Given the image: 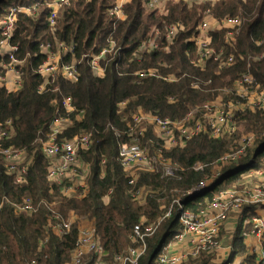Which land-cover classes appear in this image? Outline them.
I'll return each mask as SVG.
<instances>
[{
    "label": "trees",
    "instance_id": "trees-1",
    "mask_svg": "<svg viewBox=\"0 0 264 264\" xmlns=\"http://www.w3.org/2000/svg\"><path fill=\"white\" fill-rule=\"evenodd\" d=\"M49 1L0 0V19L12 7L39 6L35 16H19L10 41L19 46L15 57L24 61L22 87L16 92L0 88V123L11 121L13 126V135L1 141L0 146L25 150L29 160L24 185L15 184L5 174L0 160V202L21 203L27 197L36 211L31 216L17 215L8 202L4 203L0 212V264L33 261L66 264L70 261L78 237L76 225L62 237L45 228L49 205L60 197L61 190L47 181V160L41 154L40 140H45L57 118L71 122L59 138L89 134L92 141L90 148L79 154L80 159L90 165L86 180L88 192L81 199L60 200L61 210L75 211L91 221L107 254V262L134 246L130 240L133 227L144 220L143 226L152 225L155 229L146 239L145 253L137 264H154L162 246L174 240V235L180 231L178 218L183 211L198 212L211 202L216 192L239 187L248 171L264 168V108L236 114V129L231 135L241 127L255 138L234 161L218 162L228 152L226 139L231 135L220 139L199 135L182 148L163 151V158L171 163V175H165L163 168L139 173L133 187L128 185L117 160L119 144L129 141L124 134L118 138L115 132L124 133L131 123V114L138 110L162 119H181L193 108L214 99L217 94L211 90L228 88L245 73L250 72L264 86V57L248 72L245 62L249 54L259 57L264 53V0H220L215 4L192 5L167 1L164 14L148 11L146 0H130L122 21L107 16L113 0H72L58 12L53 28L47 21L50 11L45 4ZM206 11L216 20L226 17L241 20L234 46L225 47L224 57L234 56V64L230 66L220 67L213 61H207L203 67L195 65L198 56L190 39ZM177 23L182 24L184 30L169 52L161 49L144 55L135 53L152 31L161 33L166 26ZM223 35V32L214 34L212 43L216 48H220L217 44L221 41L224 45ZM110 40L120 52L109 58L104 77L96 78L84 56L98 52ZM56 41L73 44V56L65 57L64 61L80 62L79 78L70 83L56 77L40 91L43 79L36 71L44 57L39 53V44ZM179 41L182 42L179 44ZM150 68L157 69L161 75H173L177 81L137 78V71ZM193 85L199 89H194ZM66 97L72 100V112L62 107ZM123 103L125 107L120 110ZM149 131L141 141L142 146L149 140L155 141ZM197 165H201L198 170ZM135 189H145L148 194L134 201L131 192ZM202 189L204 192L198 194ZM171 205L169 217L164 218ZM245 213L240 219H245ZM245 233L240 223L228 263L238 254L247 253L243 244ZM214 254L202 253L182 264H212ZM241 264L258 263L254 255L247 253Z\"/></svg>",
    "mask_w": 264,
    "mask_h": 264
},
{
    "label": "built area",
    "instance_id": "built-area-1",
    "mask_svg": "<svg viewBox=\"0 0 264 264\" xmlns=\"http://www.w3.org/2000/svg\"><path fill=\"white\" fill-rule=\"evenodd\" d=\"M71 1L51 0L45 4L50 11L47 21L51 28L55 26L58 12L62 8L68 7ZM129 2L130 0H113V5L108 10L107 16L117 21L124 20L125 7ZM159 2L161 0H146L145 7L155 9ZM38 9L37 4L32 7L15 6L0 19V88L6 89L7 86H10L9 90L6 89L9 92H16L22 87L21 69L24 61L15 57L19 46L10 42L17 20L19 16H35ZM205 16H208V19L200 22L196 33L190 39L198 56L195 65L203 67L207 61L217 62L220 67L234 64L233 55L230 54L225 58L223 50L214 48L210 31L213 26L215 30H224L225 45L232 46L241 28V20L238 17L211 20L209 12ZM183 30V25L179 23L166 26L163 34L154 30L146 40L139 44L135 53L144 55L161 49L169 52L170 46ZM119 52L115 42L110 40L107 46L98 52L84 56V60L93 76L103 78L109 58ZM39 53L44 57V61L36 71L43 79L40 91L56 77H61L70 83L78 81L80 62L76 60L64 61L65 57L73 56V44L57 41L54 44L41 43L39 44ZM5 58L8 59L7 62ZM136 76L137 78L162 80L167 83L177 81L175 76L161 75L157 69L153 68L137 71ZM233 86L236 95L246 100L245 106H233L231 103L227 106H218L207 103L201 110L195 107L178 120L162 119L141 110L131 115V123L124 133L115 132L118 138L124 134L129 141L119 144L117 157L128 185L133 187L138 174L150 170L154 160L163 166L165 175H171V163L165 160L162 155L164 150L182 148L189 140L199 135L216 139L227 137L236 129L235 120L238 112L245 109L254 111L264 108V86L257 82L250 73L239 77ZM193 88L199 89V86L193 85ZM170 101L173 100L170 99ZM62 107L66 112L74 111L71 98H64ZM68 122L70 121L66 118H57L52 122L49 134L45 140H40L41 154L47 160V181L58 186L63 194L81 199L88 192L85 178H88L90 174V165L84 163L79 154L88 150L92 141L89 134L75 136L72 139L59 138L67 128ZM147 127L156 134L155 141L149 140V144L154 150L153 153L141 146V140L146 136ZM12 135V122L0 123V142L9 140ZM250 145H246L245 148ZM245 148L239 152L225 154L218 162L234 161ZM0 160L3 163L5 174L10 176L15 184L24 185L27 183L29 160L25 150L0 146ZM200 168L201 165L196 166V170ZM251 174L257 178L256 181L216 192L211 202L196 213L183 211L178 218L180 231L174 235L173 243L186 242L189 247L188 251L169 254L164 245L154 264H182L189 259L199 257L202 253H215L221 247L220 234L229 217L241 216L245 210V219H240L241 226L246 231L244 238L255 237L257 247L251 255L255 256L258 264H264V168L252 170ZM202 192H204L203 189L198 194ZM131 197L134 201L142 200L143 190L135 189L131 192ZM5 202L8 201L0 202V212ZM8 203L17 215H31L36 211V207L30 199L23 200L21 203ZM51 207L52 205H49L45 228L57 237L67 235L72 226L70 221ZM258 207L259 209L254 212L253 209ZM171 209L172 205L167 209L164 218L169 217ZM143 222L133 227L130 240L134 246L122 254L114 255L110 262H107V254L93 225L77 228V241L71 252L70 261L66 264H137L139 258L145 253L146 239L153 234L155 229L152 225L143 226ZM30 264L36 263L33 261Z\"/></svg>",
    "mask_w": 264,
    "mask_h": 264
},
{
    "label": "rangeland",
    "instance_id": "rangeland-1",
    "mask_svg": "<svg viewBox=\"0 0 264 264\" xmlns=\"http://www.w3.org/2000/svg\"><path fill=\"white\" fill-rule=\"evenodd\" d=\"M165 4H166V0H161V2L158 3V5H157V7L155 9H147V8L146 9L148 11H156L157 14H164L165 13V10H164ZM211 29H212V31H210V33H212L211 34L212 42H213L214 34H216L218 32H223V34L225 33L224 30H220V31L215 30L214 26ZM164 31H165V29L161 32V34H163ZM181 42L182 41H179V44ZM223 42H224V38H223ZM217 45L220 48H216L213 45L214 48L221 49V50H223L225 52V47H233L234 46V42L232 43V46L225 45V42H224V45L222 46V41L219 42ZM234 51H236V48L234 49ZM257 56H258L257 54H249L247 56V58L244 57V59L246 58L245 62L247 64V68H246V69H248L247 72L252 68V66H254L255 64L258 63L257 62L258 60H261L264 57V53H263V55H260L259 57H257ZM260 57H261V59H260ZM239 58H242V56H239ZM233 84L230 87H228V88H220V89H216V90H211V92L217 94L215 96V98L211 99V100H208V101H206L203 104H200L199 106H197V109L201 110L203 108V106L205 104H207V103H213V104L218 105V106H221V105L227 106L229 103H231V105H233V106H235V105H244L245 106L246 100H244V99H242V98H240V97H238L236 95V93L234 92ZM205 86H207V85L205 84ZM124 107H125L124 104H120L119 109L123 110ZM128 121L130 122V120H128ZM148 130H150L149 132H151V134L153 136L152 140H154V138L156 137V134L149 127H147V131ZM254 138H255L254 134L249 133V132H244L241 127H237V131L235 132V134L231 135L230 137H228L226 139L228 141V152L226 154H231V153H235V152L241 151L243 148H245L246 145L252 144ZM142 147L149 149L152 153L154 151L153 147L149 143H147L146 146H142ZM162 167L163 166L161 164L157 163L154 160L153 164H151V166H150V170H147V171H144V172H154V171L162 170ZM141 173H143V172H141ZM85 180H87V178H85ZM77 184H78V182H77ZM66 186H68V184H66ZM147 194H148V192H146L145 189H144L143 190V197L145 195H147ZM71 198H73L72 195H66V194H63L62 192H60V197L59 198H54V201L51 203L52 204L51 208L55 212L63 215L64 218H66V219H68L70 221L71 225H76L77 228H79L81 226L90 225L91 221L89 219L84 218L83 216L77 215V213L75 211H71V210L62 211L61 210V208H63V206L61 205L60 200L71 199ZM28 199L29 198H27V197L23 198V200H28ZM104 200H107V198H104ZM258 209H259V207L258 208H254L253 211L255 212ZM28 216H31V215H28ZM241 216H243V215H241ZM241 216H235L234 215L235 220L237 222H239V219L241 218ZM231 232H233V230ZM234 232H235V229H234ZM229 234L231 235V233H229ZM222 235H224V236L226 235V230L225 229L222 230ZM241 261H243V257L241 258ZM214 264H219V263H214Z\"/></svg>",
    "mask_w": 264,
    "mask_h": 264
},
{
    "label": "crops",
    "instance_id": "crops-1",
    "mask_svg": "<svg viewBox=\"0 0 264 264\" xmlns=\"http://www.w3.org/2000/svg\"><path fill=\"white\" fill-rule=\"evenodd\" d=\"M167 1H183V2L187 3L188 5H192V4L207 3V2L211 3V4H215L216 2H218L220 0H166V2ZM207 12L208 11L203 13L201 21L208 19V16H205ZM209 19L213 20L214 18L209 16ZM6 89L9 90L10 86H7ZM70 124H71V122H68L66 124V126L68 127ZM251 171H248V173H246L242 177V183L241 184H244L246 182L250 183V182L257 180V178L254 176V174H251ZM107 201H108V198H107V200H104L105 203H107ZM257 213H262V212H257ZM239 224H240V219H239V222H237L235 220L234 215L229 217L228 222L226 223L225 227L223 228L226 230V235L225 236L222 235V231H221V234H220L221 247H220V249H218L215 252V254L213 256L214 258L212 259V264H214V263L241 264L242 263L241 258L243 257V260H244L245 257H247V253L250 255L255 250V248L257 247V241H256L255 237L248 236L247 238H244V240H243V244L247 250V253L245 252V253L238 254L233 259L232 262L228 263L229 262L228 261L229 256H230L232 249H233L232 246H233L234 234H235L236 229L238 228ZM234 229H235V232H234ZM232 230H233V232H231ZM229 233H231V235ZM164 245L166 246L167 253H169V254L170 253H177V252H186L189 249L186 242H182L181 244H178L177 242L173 243V240H171V241L166 242Z\"/></svg>",
    "mask_w": 264,
    "mask_h": 264
},
{
    "label": "water",
    "instance_id": "water-1",
    "mask_svg": "<svg viewBox=\"0 0 264 264\" xmlns=\"http://www.w3.org/2000/svg\"><path fill=\"white\" fill-rule=\"evenodd\" d=\"M205 190H207V188H206ZM205 190H204V191H205ZM156 252H157V251H156ZM155 254H156V253H155ZM155 254H154V255H155Z\"/></svg>",
    "mask_w": 264,
    "mask_h": 264
}]
</instances>
